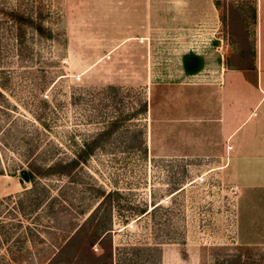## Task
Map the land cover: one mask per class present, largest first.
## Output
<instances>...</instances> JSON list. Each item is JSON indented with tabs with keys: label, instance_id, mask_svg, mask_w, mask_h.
I'll list each match as a JSON object with an SVG mask.
<instances>
[{
	"label": "rangeland",
	"instance_id": "1",
	"mask_svg": "<svg viewBox=\"0 0 264 264\" xmlns=\"http://www.w3.org/2000/svg\"><path fill=\"white\" fill-rule=\"evenodd\" d=\"M253 7L0 0V264H264V224L241 235L230 159L156 156L154 134L164 89L251 67ZM96 138L69 175L44 170ZM32 160L42 175L23 183ZM101 192L118 195L84 224Z\"/></svg>",
	"mask_w": 264,
	"mask_h": 264
},
{
	"label": "crops",
	"instance_id": "2",
	"mask_svg": "<svg viewBox=\"0 0 264 264\" xmlns=\"http://www.w3.org/2000/svg\"><path fill=\"white\" fill-rule=\"evenodd\" d=\"M240 1L254 6L251 67L222 69L218 84L164 89L154 134L162 149L156 156L229 158L238 173V220L247 230L241 235L257 236L249 231L264 224V0Z\"/></svg>",
	"mask_w": 264,
	"mask_h": 264
},
{
	"label": "trees",
	"instance_id": "3",
	"mask_svg": "<svg viewBox=\"0 0 264 264\" xmlns=\"http://www.w3.org/2000/svg\"><path fill=\"white\" fill-rule=\"evenodd\" d=\"M10 16H12V21L16 22L18 24V22H23L26 23V26L34 28V30L41 32V24L36 23L37 19L32 17V16H25L23 13H19L17 11L11 10L9 12ZM23 30H21V32H19L18 34H16V40H18L21 36H23ZM48 36H51L50 33H48ZM192 57V56H191ZM189 60V56H185L184 58V70L188 73V74H194L198 71L197 67H194V65L189 64L188 62ZM0 96L1 93H0ZM99 139L96 138L94 139L91 143L86 144L85 148L83 150H76L73 154V156L71 158H69V161L67 162H59L56 165L53 166H48V168H45L44 170L48 171H52L56 166H61L62 171L64 175H69L70 172H72L73 170L77 169L78 167H80L81 164H84L88 161V159L91 157L92 153H93V149L98 145ZM63 165V166H62ZM28 166V170L22 173V178H21V182H26V183H30L33 184L36 180V174H35V170L36 173H39V175H42L41 171H43V167L42 166H37V164L35 163L34 160H32V162H29L27 164ZM37 167V168H36ZM40 171V172H39ZM0 175H3V172H0ZM101 202L99 203L98 207L95 208L86 218V220L84 221V224H89L90 222H92V220H95L96 214L97 212H99L98 209H100L102 204H105L106 200H110L111 198H113V196H117V192H108L107 194H105L104 192H101ZM109 203V201H107ZM98 210V211H97ZM147 211L144 210L143 212H141L142 214H145Z\"/></svg>",
	"mask_w": 264,
	"mask_h": 264
}]
</instances>
